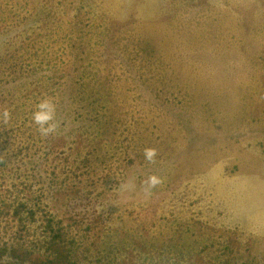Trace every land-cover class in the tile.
Returning a JSON list of instances; mask_svg holds the SVG:
<instances>
[{
    "label": "rangeland",
    "instance_id": "obj_1",
    "mask_svg": "<svg viewBox=\"0 0 264 264\" xmlns=\"http://www.w3.org/2000/svg\"><path fill=\"white\" fill-rule=\"evenodd\" d=\"M61 251L264 264V0H0V264Z\"/></svg>",
    "mask_w": 264,
    "mask_h": 264
},
{
    "label": "clouds",
    "instance_id": "obj_2",
    "mask_svg": "<svg viewBox=\"0 0 264 264\" xmlns=\"http://www.w3.org/2000/svg\"><path fill=\"white\" fill-rule=\"evenodd\" d=\"M39 107H40L41 109H46V108L49 109V111H47V112H44V111H42V112H38V113H36L35 116H34L35 121H36L38 124L43 125L44 122H46V121H48L49 119H51V115H50V106L47 104V102H44V103H42ZM152 154H153V153H152V150H147V151H146V155H147L149 158H151ZM156 182H157V180H156L155 177H150V178H149V183H150V184H155Z\"/></svg>",
    "mask_w": 264,
    "mask_h": 264
},
{
    "label": "crops",
    "instance_id": "obj_3",
    "mask_svg": "<svg viewBox=\"0 0 264 264\" xmlns=\"http://www.w3.org/2000/svg\"><path fill=\"white\" fill-rule=\"evenodd\" d=\"M134 207L154 208V207H151L150 205L134 206ZM164 207H165V205L162 206V208H160L161 210L165 211V214H162V216L159 217L160 220L168 219V218L171 217L168 205H166L165 208H164ZM155 211H157V210H153V211L151 210V211L148 213V216H147V218H149V220H148V221H144V222H149V223H148L149 225H150V224L153 225L154 222L156 221V220H155L156 217H155V215H153V214H154L153 212H155Z\"/></svg>",
    "mask_w": 264,
    "mask_h": 264
},
{
    "label": "trees",
    "instance_id": "obj_4",
    "mask_svg": "<svg viewBox=\"0 0 264 264\" xmlns=\"http://www.w3.org/2000/svg\"><path fill=\"white\" fill-rule=\"evenodd\" d=\"M64 257H65V255H64L63 251L59 252L58 256L55 258L56 263H54V264H63L62 261L64 260Z\"/></svg>",
    "mask_w": 264,
    "mask_h": 264
}]
</instances>
